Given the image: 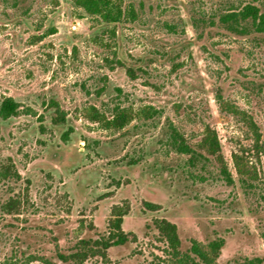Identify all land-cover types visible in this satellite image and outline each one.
Here are the masks:
<instances>
[{
  "label": "rangeland",
  "instance_id": "374dc122",
  "mask_svg": "<svg viewBox=\"0 0 264 264\" xmlns=\"http://www.w3.org/2000/svg\"><path fill=\"white\" fill-rule=\"evenodd\" d=\"M253 1L264 12V0H117L123 18L105 24L70 0H0V101L19 107L0 120V264H178L155 219L182 252L221 239L218 264H264V34L218 20ZM116 109L131 120L106 129ZM169 125L191 145L213 129L233 182L214 158L171 150ZM112 207L128 209V242L61 263L106 233Z\"/></svg>",
  "mask_w": 264,
  "mask_h": 264
},
{
  "label": "trees",
  "instance_id": "16d2710c",
  "mask_svg": "<svg viewBox=\"0 0 264 264\" xmlns=\"http://www.w3.org/2000/svg\"><path fill=\"white\" fill-rule=\"evenodd\" d=\"M74 7L81 9L84 14L96 17L101 23L117 24L123 18V11L117 0H70ZM221 27L239 36H246L250 32L256 34H264V12L261 11L259 5L253 1L244 4L243 6L227 11L218 18ZM120 64V63H119ZM121 65V64H120ZM127 74H131V70H126ZM217 99L220 106L225 110L230 107L223 104L222 97L218 94ZM232 113L237 112L234 109H229ZM19 112L17 103L12 98H5L0 101V120H6L15 117ZM142 114L151 116L147 109L142 110ZM93 120L100 121L98 117ZM131 120V116L123 109H116L109 119L103 121L106 129H122L125 124ZM52 122L59 124L64 122L63 115L55 117ZM247 123L252 127L258 140L255 125L250 118ZM169 132L167 136V146L175 153L188 156L189 163L194 161H208V157L214 158L218 164L219 172L224 180L232 183L233 179L224 164L222 155L220 153V143L216 132L209 127H205L204 135L199 142L191 145L186 139L172 126H168ZM67 136L63 134V138ZM233 163L238 173H243V168L240 165V157L233 156ZM142 206L147 211L159 210V205L144 201ZM128 209H121L120 207H112L111 217L107 222L106 233L95 239L79 240L74 252L67 256L58 254L57 258L61 263L74 261L82 263L88 258L98 257L104 259L106 253L111 248H118L128 242L129 234L124 232L121 228L123 217L127 214ZM153 229L156 231L158 237L163 241L167 248L168 254L173 259H176L178 264H218L216 262L219 252L223 246L221 239H214L206 245H202L195 240H190V245L187 251L180 250V240L177 235L176 226L165 219H155L152 221ZM264 238V233H262ZM44 264H53L43 259ZM249 264H254V261H249Z\"/></svg>",
  "mask_w": 264,
  "mask_h": 264
}]
</instances>
